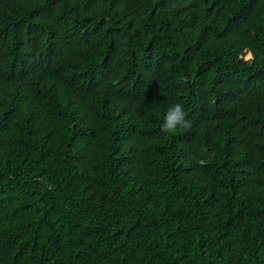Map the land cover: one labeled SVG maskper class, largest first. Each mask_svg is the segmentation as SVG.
<instances>
[{
    "label": "trees",
    "instance_id": "16d2710c",
    "mask_svg": "<svg viewBox=\"0 0 264 264\" xmlns=\"http://www.w3.org/2000/svg\"><path fill=\"white\" fill-rule=\"evenodd\" d=\"M0 264H264V0H0Z\"/></svg>",
    "mask_w": 264,
    "mask_h": 264
},
{
    "label": "clouds",
    "instance_id": "9594fccd",
    "mask_svg": "<svg viewBox=\"0 0 264 264\" xmlns=\"http://www.w3.org/2000/svg\"><path fill=\"white\" fill-rule=\"evenodd\" d=\"M191 122L186 119V113L180 104L168 108L165 120L161 126V131L165 133H174L177 128L188 129Z\"/></svg>",
    "mask_w": 264,
    "mask_h": 264
},
{
    "label": "rangeland",
    "instance_id": "374dc122",
    "mask_svg": "<svg viewBox=\"0 0 264 264\" xmlns=\"http://www.w3.org/2000/svg\"><path fill=\"white\" fill-rule=\"evenodd\" d=\"M246 59H250V54H247L246 55Z\"/></svg>",
    "mask_w": 264,
    "mask_h": 264
}]
</instances>
